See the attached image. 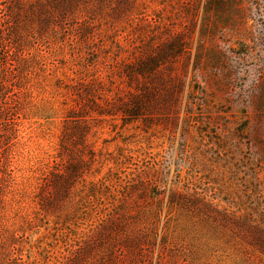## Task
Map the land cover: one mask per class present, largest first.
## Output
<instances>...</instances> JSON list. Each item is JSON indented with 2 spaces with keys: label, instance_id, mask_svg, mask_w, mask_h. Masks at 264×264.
Returning <instances> with one entry per match:
<instances>
[{
  "label": "rangeland",
  "instance_id": "374dc122",
  "mask_svg": "<svg viewBox=\"0 0 264 264\" xmlns=\"http://www.w3.org/2000/svg\"><path fill=\"white\" fill-rule=\"evenodd\" d=\"M263 218L264 0H0V264H263Z\"/></svg>",
  "mask_w": 264,
  "mask_h": 264
},
{
  "label": "trees",
  "instance_id": "16d2710c",
  "mask_svg": "<svg viewBox=\"0 0 264 264\" xmlns=\"http://www.w3.org/2000/svg\"><path fill=\"white\" fill-rule=\"evenodd\" d=\"M262 221L264 222V218L262 219ZM248 230L250 231L248 232L250 233V237L248 236V241L246 244H248V246L254 248L255 250H258L260 252V255L264 257V230H261L257 227H253Z\"/></svg>",
  "mask_w": 264,
  "mask_h": 264
}]
</instances>
